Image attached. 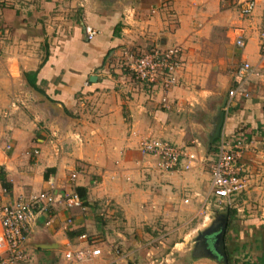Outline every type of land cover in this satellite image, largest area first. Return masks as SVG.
I'll list each match as a JSON object with an SVG mask.
<instances>
[{
  "label": "crops",
  "instance_id": "crops-1",
  "mask_svg": "<svg viewBox=\"0 0 264 264\" xmlns=\"http://www.w3.org/2000/svg\"><path fill=\"white\" fill-rule=\"evenodd\" d=\"M238 1L0 0V168L10 184L7 192L0 187V203L25 191L44 189L48 177L63 185L71 171L77 172L71 186L84 188V201L88 202L83 171L102 172L100 184L114 176L120 181L137 180L141 169H150L135 149L139 137L156 133L181 144L187 131L170 122H189L188 127H194L192 122L208 118L204 97H199L206 74L200 48L231 47L239 27L243 28L244 47L235 50L238 61L254 65L259 60L256 28L264 0L256 4L250 20L239 18ZM85 26L95 31L89 40L84 37ZM152 45H180L178 84L164 94L166 108L159 104L156 88L149 90L130 81L118 65L124 49L141 52ZM32 71L41 93L29 88L22 77L23 72ZM229 81L226 86L231 87L232 74ZM248 89V98L233 99L225 106L219 134L234 137L233 127L239 124L250 131L259 126L264 132V77L258 83L250 82ZM58 122L75 127L65 131ZM122 122H130L134 132L144 133L135 136L131 131L133 139L126 137L125 143ZM62 147L71 153H64ZM77 164L82 172L75 171ZM197 164L189 168L191 183ZM49 168L52 173L43 179L42 173ZM168 174L162 176L175 184L180 181L176 176L186 179L182 172ZM196 196L195 192L190 195ZM194 201L201 204L198 198ZM67 216L72 219L69 225L64 224ZM93 221L84 211L54 208L42 213L24 244L25 264H48L53 257L61 264L64 244L76 238H67L65 232H92ZM92 262L98 264V259L82 264Z\"/></svg>",
  "mask_w": 264,
  "mask_h": 264
},
{
  "label": "rangeland",
  "instance_id": "rangeland-1",
  "mask_svg": "<svg viewBox=\"0 0 264 264\" xmlns=\"http://www.w3.org/2000/svg\"><path fill=\"white\" fill-rule=\"evenodd\" d=\"M193 2L191 6H195ZM235 9L237 10V5ZM1 33L0 26V35ZM177 46L180 48V45ZM235 50L238 49L233 46L224 48L203 45L202 49L200 48L206 60V74L202 78L204 90L199 95L204 97L207 110L208 118L205 122H192L194 127H188L189 122H170L176 129L187 131L186 139L183 137L179 145L173 142V139L170 141L156 133L154 136L148 135L165 140L183 150L194 151L199 155L205 153V160L197 164L199 168L192 177L193 183L187 178L191 168L182 172L186 179L176 176L180 180L176 184L165 177L169 175L168 172L144 170L146 168L141 169L137 180L123 178L120 181L114 176L113 179L109 177L103 184H100L99 179L102 172L97 174L83 171L89 188L84 212L90 213L94 220V230L91 229L92 232H86L85 235L93 242L91 246L99 249L100 255L96 257L98 264H224L213 248L216 235L224 221L226 227L223 250L230 260L229 264H264V155L260 152L264 151L262 128L256 126L250 131L241 124L233 127L234 137H243L244 142L251 145L242 157L247 174L245 191L235 198L233 205L228 208L217 204L210 197L201 204L194 201L197 198L201 200L207 194L208 164L212 156L207 152L206 143L215 124L216 111L229 86H226V82L229 84L233 68L239 63ZM225 54H231L230 58L226 59ZM118 65L121 73L129 77L125 67L121 63ZM129 80L135 82L130 77ZM21 86L16 84L17 88ZM20 96L23 95L20 93ZM194 117L199 119V115ZM58 123L65 131L75 127L70 122ZM131 126L130 122H122L125 143L126 137L133 139L130 134L133 131ZM142 132H134L133 135ZM67 138L71 144L72 139ZM64 140L66 139L62 140L63 143L61 141L63 146L66 145ZM61 151L71 153L70 149L63 147ZM73 160L79 163V160ZM82 168L77 164L75 171L82 172ZM163 173L167 175L162 176ZM175 174L180 175V172ZM66 182L67 173L65 184ZM193 192L197 196L191 198ZM27 194L34 193L25 191L22 195ZM114 199L118 201L115 202ZM184 199L187 201L184 202ZM227 209H234V215L229 220L226 218ZM48 261V264H57L56 257Z\"/></svg>",
  "mask_w": 264,
  "mask_h": 264
},
{
  "label": "built area",
  "instance_id": "built-area-1",
  "mask_svg": "<svg viewBox=\"0 0 264 264\" xmlns=\"http://www.w3.org/2000/svg\"><path fill=\"white\" fill-rule=\"evenodd\" d=\"M258 2L259 0L238 1L239 18L250 20ZM83 33L86 40L95 35V31L87 26L83 28ZM242 35L243 28H235L231 46L242 49L244 47ZM256 38L259 60L254 65L240 60L233 68L234 83L225 92V106L233 99L248 98L249 83H258L264 77V10L256 28ZM120 57L121 64L125 67L129 77L147 86L149 90L156 88L160 94L158 102L161 107L166 108L167 102L164 94L178 83L177 72L181 67L179 46L152 45L141 52L124 49ZM244 139L243 137L227 138L219 134L208 164L207 194L201 199V203L206 202L207 197H210L217 204L220 203L229 208L233 205L235 198L245 191L247 174L242 164V157L251 145L244 142ZM135 149L146 166L157 172H183L194 163L205 160V153L199 155L194 151L183 150L165 140L149 136L139 137L135 143ZM260 152L263 156L264 151ZM33 153L36 152L33 151ZM75 177L74 171L68 174L67 186L66 184L56 185L53 179L48 177L45 180L44 189L34 194H27V196L17 195L8 202L0 203V264H25L27 258L23 247L30 227L42 213L54 208L65 211H84L82 201L71 186ZM186 201L187 199H184V202ZM71 220L70 216L65 217L64 224H71ZM80 242L83 243V247L78 246ZM92 243L87 240L85 234H79L73 242L65 243L61 251L63 264H82L85 260L98 257L99 249L91 246Z\"/></svg>",
  "mask_w": 264,
  "mask_h": 264
},
{
  "label": "trees",
  "instance_id": "trees-1",
  "mask_svg": "<svg viewBox=\"0 0 264 264\" xmlns=\"http://www.w3.org/2000/svg\"><path fill=\"white\" fill-rule=\"evenodd\" d=\"M34 76H35V71H32V72H23L22 73V77L23 79L25 80V83L26 85L41 93V91L34 85ZM264 107V106H263ZM216 143V139H214L210 145L207 147V152L211 153L214 151V145ZM52 169L49 168V169H45L44 172L42 173V178L43 179H46L47 178V175L52 173ZM0 187L1 189L4 191V192H7L10 188V184L6 181L5 177H4V174L0 168ZM74 191L75 193L78 195L79 199L82 201V205H86L85 204V201H84V198H85V189L84 188H81V187H75L74 188ZM234 215V209H227L226 211V218L229 220L231 219V217ZM227 223V222H226ZM226 227V226H225ZM79 234H81L79 231H76V232H65V236L67 238H71L73 236H78ZM223 241H224V238H223ZM225 256H226V264H229L230 260L228 258V256L226 255L225 253ZM126 264H130L129 262H127Z\"/></svg>",
  "mask_w": 264,
  "mask_h": 264
},
{
  "label": "water",
  "instance_id": "water-1",
  "mask_svg": "<svg viewBox=\"0 0 264 264\" xmlns=\"http://www.w3.org/2000/svg\"><path fill=\"white\" fill-rule=\"evenodd\" d=\"M225 105V95L223 96L220 104H219V108L216 111L215 114V124L214 127L212 129V132L210 134V136L208 137L207 140V147L209 146V144L214 140L217 139L220 133V128H221V124H222V120H223V108ZM224 229H225V221L222 223L220 230L218 231L217 235H216V243L214 245V252L217 256L222 258V261L224 264H226V259H225V254H224V250H223V235H224Z\"/></svg>",
  "mask_w": 264,
  "mask_h": 264
},
{
  "label": "flooded vegetation",
  "instance_id": "flooded-vegetation-1",
  "mask_svg": "<svg viewBox=\"0 0 264 264\" xmlns=\"http://www.w3.org/2000/svg\"><path fill=\"white\" fill-rule=\"evenodd\" d=\"M225 226H226V224H225Z\"/></svg>",
  "mask_w": 264,
  "mask_h": 264
}]
</instances>
